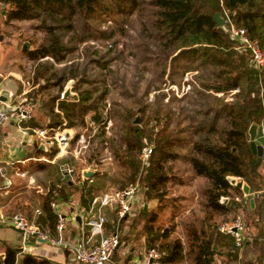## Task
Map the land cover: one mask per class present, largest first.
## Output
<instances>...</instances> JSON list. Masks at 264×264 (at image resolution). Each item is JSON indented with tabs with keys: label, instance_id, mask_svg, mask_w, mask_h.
Masks as SVG:
<instances>
[{
	"label": "trees",
	"instance_id": "16d2710c",
	"mask_svg": "<svg viewBox=\"0 0 264 264\" xmlns=\"http://www.w3.org/2000/svg\"><path fill=\"white\" fill-rule=\"evenodd\" d=\"M0 3L7 21H38L36 28L43 33V37L34 47L25 50L27 57L32 60L49 56L54 61L61 62L78 44L95 38L92 33L94 29L100 36L113 39L108 43L110 49H114L119 42L126 46V40L121 38L138 24L142 42L133 44L137 58L153 60L155 65L161 66L160 74L164 73L166 61L171 59L176 61V72L180 68L193 70L197 72L196 76L202 79L199 85H202L203 89H196L194 95H188L190 104L194 107H179L182 120L187 122L179 132L189 131L192 136L188 140L191 143L188 158L194 171L211 180L212 186L207 191L208 202L216 207H225L220 202L221 196L228 195L230 189L240 191L239 187L227 179L229 175L242 178L253 188L264 185L262 157L251 152L248 137V127L252 121L260 122L264 127V69L258 70L250 63L249 49L240 47L238 41L231 38L224 29V24L218 25L214 18L215 11L221 10L222 15L226 10L234 23L244 26L248 36L255 39L264 51V0H0ZM134 12L138 16V23L133 21ZM107 21V25L101 27V22ZM79 26L83 32L76 35ZM94 62L101 68L108 66V60L95 59ZM52 68L49 62L39 63L35 67V81L40 78L45 81L39 84L40 89L62 85L68 78H75L79 92L73 99H59L63 90L55 96H47L46 103L50 112L46 124L56 126L64 119L70 125H77L79 122L85 124L86 119L95 123L103 121L104 110L100 102L108 92L107 80H100L101 92L94 96L99 88V85L92 86L94 77L78 75L80 71L76 67L71 68L68 74L64 72L55 77L56 71H49ZM259 81H262L263 86L261 94ZM81 84L90 85L80 88ZM236 87L238 89L232 93ZM228 94L232 95L231 100L226 99ZM28 95L35 101L37 92ZM125 116L128 117L126 112ZM126 119L122 128L126 129L124 132L127 136L133 132L127 128L129 123H126ZM182 120L176 122L180 123ZM169 121L170 119L164 129ZM101 130L104 135L105 130ZM165 133L163 135L166 138L160 139L156 145L158 153H161L158 159L152 161L143 177L137 178V169L134 174L137 181L148 183L145 197L149 199L160 196L162 191L158 185L166 179L160 158L166 154L173 136ZM186 138L176 137V143L182 145ZM127 141L129 146L136 142L135 139ZM47 153L53 156L56 151L52 149ZM65 161L68 164L67 159ZM69 176L65 175L59 186L52 183L38 203L40 212L37 213L36 222L43 228L48 225V231L51 233H54L57 215L51 208L50 201L58 197L70 199V188L73 189L75 183ZM75 189L84 205H88L95 195L93 189L84 184ZM262 201L261 216L264 217V198ZM124 220H121L120 227ZM106 228L115 229V225L108 222ZM165 234L164 237H168V234ZM196 234L194 230L188 231L192 240ZM218 236L226 244L228 254L236 257L239 248L234 244L233 237L221 232L215 234V238ZM162 244L164 248H160L163 250L161 264H171L174 259L182 257L180 239L164 241ZM197 246L194 264H216L214 255L217 251L212 247L211 237L203 238ZM189 247L192 249V243H189ZM16 253L15 248L6 247L5 251L0 253V264H43L46 261L30 253H24L18 260ZM243 264L261 263L259 260L249 262L246 259Z\"/></svg>",
	"mask_w": 264,
	"mask_h": 264
},
{
	"label": "rangeland",
	"instance_id": "374dc122",
	"mask_svg": "<svg viewBox=\"0 0 264 264\" xmlns=\"http://www.w3.org/2000/svg\"><path fill=\"white\" fill-rule=\"evenodd\" d=\"M2 10L1 5L0 74H5L9 70L17 68L22 76V91L28 92L31 88L36 86L33 84L35 81L34 69L39 63L45 64L47 62L51 63L53 67L49 69V71H56L55 77H58L61 73L64 74V72L68 74L69 70L74 67L80 71V74L79 72L77 73L78 75H84L87 78L94 77L95 80L92 86L99 85L98 90H96L97 92L93 94L94 96L101 92L100 80L104 78L108 82V92L103 101L100 102V106H102L104 110L103 119L105 121L103 120L100 123H95L86 119L85 124H80L79 122L77 125H72L74 137L73 141L70 143V150L76 147V139L79 138L80 135H83L84 144L86 145L85 148L77 153L68 151L67 153L57 156L55 153L52 156L53 160L51 159L53 162L47 161V165L49 166L38 172L30 171L28 170L29 168H16L15 174L17 172L16 175L24 182L22 184L27 186L23 189V192L19 194L23 197L20 204L24 207L14 209L13 212H21L27 216L30 215V220L36 222L37 213H32L33 210L38 208L40 198L46 194L48 187L52 183H56V186L60 185L61 179L66 175L64 174L63 168L67 165L73 167L74 171L71 177L74 183L80 180L81 182L79 181V183L84 184L86 187L94 188L95 190L93 189V192L95 194L112 187L119 188L124 185L134 184L133 182L137 181L136 177H134L135 170L137 169V178L143 177L147 173V168L152 165V161L154 159L157 160L160 156L161 153H158L156 145L160 139L166 138L163 135V133L166 132L165 134H171V136H173V140H171L166 154L160 158L164 174H166V179L158 185V188L162 192L158 198H146L145 194L148 190V183H142L138 180L136 182L138 184L136 196L137 199H139V205L136 209L135 217L131 215L133 218L130 216L128 219L133 222H141L143 231L146 230L144 232H147L148 239L150 240L149 245L163 252V250L160 249L164 248L162 243L164 241H172L176 238V214H179V212L176 213V207H178V203L176 204V172H181L179 170L183 169V166L178 164L176 169V158L180 155L188 156L189 147L191 145L188 140L192 137L189 131L179 132L180 128H184L187 125L186 120H182L179 107H194L190 104L189 96L190 94L194 95L193 93L196 89H203V86L199 85L202 79L196 76V71L187 70L192 73L198 85H195L190 92L180 95L176 94L169 85L170 83H176V80H178L186 70L180 68L179 71L176 72V61L168 59L166 61L164 73L160 74L161 66L155 65L153 60L143 59L142 57L137 58L134 55V50H136V48L133 44L138 41L142 42V38L139 35L138 24H135L128 30V34L125 35L124 38H121V40H126V46H124L122 42H119L114 49H110L108 43L113 39H106L100 36L98 31L94 29L92 33L95 38H90L88 41L78 44L72 52L67 54L65 60L61 62L54 61L49 56H44L37 60L29 59L25 50L34 47L43 37V33L36 28L38 21H7ZM137 17L136 12H134L132 16L133 21L138 23ZM108 22L109 21L101 22V27H105ZM95 26L98 27L97 24H95ZM81 31L83 32L81 26H79L76 35H79ZM114 37L117 38V36ZM24 44L26 45L25 48ZM116 55H119V57ZM95 59L99 61L108 60V66L101 68L94 62ZM75 62L78 64H73ZM84 64L85 66H83ZM75 81V78H68L63 81L62 85L58 84L41 89L36 86L37 88H35V90H31L28 93L38 92L34 98L36 107L43 103L47 96H55L69 85L70 92L67 98L73 99L74 95L79 92L76 88ZM35 82L43 84L45 81L40 78L39 81ZM89 85L90 84H81L80 88ZM0 88L4 91L2 86ZM208 91L212 92L211 90ZM217 95L222 94L217 93ZM230 96L232 95L228 94L226 99L230 100ZM61 98L62 94L61 96L59 95V99ZM63 98H65V96ZM137 98L139 101H137ZM156 110H159V112H155ZM125 112L128 114V117L125 116ZM125 119L127 120L126 123H129L126 125L127 128L133 132V134L127 136L124 132L126 129L122 128ZM168 119H170L169 124L167 128L164 129V125ZM177 120L182 121L177 123ZM66 121L64 119L59 124L61 126L64 124L71 126L67 124ZM101 129L105 130L103 132L104 135ZM176 137L187 138L185 139V143L183 142L182 145H178V143H176ZM102 138H105V140H102ZM126 139H131L133 141L135 139L136 142L134 141L133 144L129 146ZM146 143L152 145L154 151L152 150L147 162L142 163L139 153L141 146ZM66 159L68 164H61ZM42 166H44V164H42ZM20 170H25L29 174L31 173L32 178L21 176L18 174ZM84 170L91 171L93 174L92 181H85L83 179L84 175L82 172ZM15 182L17 183L18 180L15 179ZM74 186L75 187L70 190L73 198L78 197V191L75 189L77 188V184H74ZM35 200L37 201L35 202ZM235 213L241 214L246 222L247 220L253 219L251 215L241 209L236 210L233 215ZM177 219L179 220V216ZM192 222L190 218L187 220L182 219L181 223L184 225L177 229L183 232L185 238L188 236L187 232L189 230L191 231L193 228L191 225L195 224ZM186 225L189 227H185ZM44 229L50 230L48 225L45 226ZM164 233L168 234V237H164ZM44 243L48 242L44 241ZM247 253V261H253L249 255V247ZM246 259L244 261H246ZM244 261H242L241 264H243ZM226 264L233 263L227 262Z\"/></svg>",
	"mask_w": 264,
	"mask_h": 264
},
{
	"label": "crops",
	"instance_id": "0c3cea01",
	"mask_svg": "<svg viewBox=\"0 0 264 264\" xmlns=\"http://www.w3.org/2000/svg\"><path fill=\"white\" fill-rule=\"evenodd\" d=\"M21 79V72L17 68L14 70L11 69L5 74H0V87L2 86L4 89V91L0 90L1 97H4L3 99L11 98L12 96L17 97L24 92L22 91ZM33 84L39 87V83L34 81ZM36 86L31 88V90H35L37 88ZM45 100L36 106L33 118L31 119L33 122L30 120L32 123L30 121L27 123L34 127H39L44 124L49 126L46 122L49 120L48 115L50 111L48 108L49 105H47ZM56 107L57 105H55V109ZM49 150L51 151L52 149L48 147L46 149L40 148L39 143L35 142L32 137L26 136L22 129L12 120H8L0 125V163L4 164L7 168L6 176L3 177L0 175V211L2 213L11 215L15 213L13 212L14 209L24 207L20 204L23 197L19 194L23 192V189L27 185L22 184L24 182L16 175L17 172L15 174L16 168H29L28 170L35 172L45 169V167L49 166L47 165V161L51 162L53 160L52 156H49L47 153ZM63 163H66V161L61 164ZM177 164L183 166V169L179 170L181 172H176V204L178 203L176 213L179 212V214H176V239H180L181 241L182 257L174 259L171 264H194V256L198 251L197 245L203 238L210 237L212 239V247L217 251L214 255L216 264H226L227 262L241 264L248 257V247L250 248L249 255L252 260H259L260 263H264V220L263 216H261L262 209L260 205L264 198V185L260 188H253L248 185V193H245L240 187V191L237 192L230 189L228 195H223L220 198V202L225 207H216L208 202L207 191L212 186L210 178L197 174L187 155L178 156L176 158V169ZM261 169L264 172L263 158ZM84 171L82 172L84 175L83 179L85 181H92L93 174L91 173L86 176ZM69 177L73 180L71 176ZM234 177H236V180L245 182L238 176ZM15 179L18 180L17 183ZM4 181H8L7 186H5ZM79 181L75 183L77 187L78 185H83ZM64 189L69 190L68 187H64ZM53 200L60 201V206L67 217L64 233L65 238L75 239L79 237L82 229H85L83 221L84 213L80 209L88 205L82 204L78 197L73 198V196L69 200L63 199V197H58ZM138 205L139 199L136 196L131 212L126 216L123 225L118 227L120 244L113 253L109 264H147L146 251L148 247H151L147 232H144L146 230L143 231L141 222L128 220L131 215L135 217ZM239 209L251 215L253 219L247 220V222L245 221L247 227L245 240L238 249L237 256L232 257L228 254L227 246L223 239L219 236L215 238V234L220 232L218 223L233 216V213ZM34 211L32 213L36 214ZM105 211L108 220H111L113 218L112 212L106 208ZM29 216L27 217L31 219ZM132 216L131 218H133ZM178 216L179 220L177 219ZM188 218L193 221L192 223H195L191 225L193 226L192 230L197 232L193 240L188 235V232V236L185 238L183 232L177 230L184 225L181 223V220H187ZM108 222L111 223V221ZM185 227L189 226L186 225ZM214 238L215 240L213 241ZM189 243H192V249H190ZM8 246L17 250L16 259L18 258V260L21 259L24 253H30L44 258L46 261L43 264H76L70 249L49 242L44 243V241H39L37 238H24L22 231L17 230L13 226L0 224V253L2 254Z\"/></svg>",
	"mask_w": 264,
	"mask_h": 264
},
{
	"label": "built area",
	"instance_id": "2783aa9c",
	"mask_svg": "<svg viewBox=\"0 0 264 264\" xmlns=\"http://www.w3.org/2000/svg\"><path fill=\"white\" fill-rule=\"evenodd\" d=\"M221 17L224 19V29L229 33L230 37L236 39L240 47L249 49L251 53L250 63L258 70L264 69V51L256 40L248 36L244 26L236 25L226 10L223 11ZM195 85H198V83L192 73L186 71L176 80V83H170L169 87L180 95L192 91ZM258 85L260 88L259 93L261 94L263 92L262 81H259ZM237 89V87L234 88L232 92ZM229 98L231 100L232 96ZM35 108L34 101L26 91L17 97L12 96L5 99L1 97L0 91V125L12 120L22 129L26 136L32 137L37 143H44L46 147L54 149L56 156L68 151L77 153L86 147L83 135H80L76 139V147L70 150V143L74 137L72 126H67L63 123V126L58 124L56 126L34 127L27 123L32 119ZM261 145L263 150L262 158L264 160V142ZM152 150L153 147L150 144L146 143L141 146L139 156L142 163L147 162ZM63 171L64 174L72 176L74 170L73 167L67 165L63 168ZM6 173V166L0 163V175L5 177ZM18 174L32 178L31 173L29 174L25 170H20ZM7 182H5V186H7ZM137 188L138 184L134 183L119 188L112 187L93 195L88 206L80 209L84 213L85 229H82L81 235L75 239L65 238L67 217L60 206L59 200L50 201V206L57 215L54 233L44 229L21 212L6 215L0 211V224L19 228L24 238H41L49 243L70 249L76 264H109L113 253L120 244L118 227L121 220L125 219L131 212ZM105 208L112 212L113 218L111 220H108ZM35 212L39 213V208H36ZM108 221L115 225V229L106 228ZM218 229L224 234L231 235L234 239V244L238 248L242 246L246 237V225L241 214H235L220 221ZM146 254L147 264L161 263L162 252L156 247H148Z\"/></svg>",
	"mask_w": 264,
	"mask_h": 264
},
{
	"label": "water",
	"instance_id": "95a60500",
	"mask_svg": "<svg viewBox=\"0 0 264 264\" xmlns=\"http://www.w3.org/2000/svg\"><path fill=\"white\" fill-rule=\"evenodd\" d=\"M1 6V3H0ZM2 12L4 13V10H2ZM214 18L217 22L218 25H221L224 23V19L221 17V10H217L214 13ZM25 44H24V48H25ZM69 85H67V87L63 90L62 92V97H67V95L69 94ZM4 98V97H2ZM136 121V120H134ZM264 127L262 123H259L257 121H252L248 127V137H249V146L251 149V152L253 154H257L258 156L262 157L263 154V150H262V143L264 142V133H263ZM39 147L46 149V145H44V143H39ZM84 174L86 176L91 174V171L89 170H85ZM227 179L231 182L234 183L235 185H237L238 187L242 188V190L245 193L249 192V186L247 183L243 182L242 180H236V177L234 176H227ZM252 200V199H251ZM16 228V227H15ZM17 230H20L19 228H16ZM21 231V230H20ZM37 240L39 241H45L44 239L38 238Z\"/></svg>",
	"mask_w": 264,
	"mask_h": 264
}]
</instances>
